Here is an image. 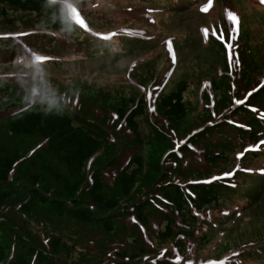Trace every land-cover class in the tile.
<instances>
[{"label":"rangeland","instance_id":"obj_1","mask_svg":"<svg viewBox=\"0 0 264 264\" xmlns=\"http://www.w3.org/2000/svg\"><path fill=\"white\" fill-rule=\"evenodd\" d=\"M247 1L249 5H243L241 0H98V5L89 2L84 5L85 10L81 11V17L91 31L102 34L132 31L142 37L139 38L140 43L125 44L121 40L118 44L123 47L117 45L113 52L107 54L100 53L106 47L89 43L87 46L90 49L98 46V53L77 62L48 61L40 66L27 62V69L16 72L6 70L12 67L0 66V111L24 105L31 98L48 108L59 106L63 111V103L74 104L78 100L79 104L83 103L85 116L91 118L95 117L93 105L101 107L108 117V128L112 127V133L117 134L114 131L117 129L115 123L119 126L121 121H117L115 108L121 101L124 108L128 107L137 93L143 95L147 113L138 117V136L143 138L140 147L143 171L134 184L131 195H122L119 187L113 185V180H108L112 188L108 187L107 194H114L121 203H129L159 181L160 173L153 169V165L158 163L163 172L167 169L165 154L171 148L168 147L170 143H173L172 147L177 145L180 139L196 127L228 111L247 94L250 87L243 94L244 89H240L238 94H234L231 87L227 89L229 84L239 85V71L230 75L228 84L227 80L218 77L226 72L223 65L214 60L218 56V48L225 50V57L234 61L232 54L239 53L249 44L255 50H245L242 73L250 77L253 71L254 83L250 86L258 83L256 77L264 76V3L261 0ZM147 4L156 5L144 7ZM206 7L207 11H204ZM8 10L9 14L0 18V37L31 33L34 47L37 48L45 42L47 35L38 33L45 31V28L39 27L36 30L33 28L34 23H38V26L69 24L63 18L65 15L60 7L47 8L41 13L26 12L17 7H8ZM228 12L238 15V32L234 30ZM58 13H62V17ZM54 33L59 36L65 30L56 29ZM77 33L81 37L84 35L80 31ZM206 40L212 43L204 45ZM7 43V40L1 39L0 47H7ZM229 44L237 46L236 49L229 48ZM86 52L91 53L90 50ZM175 60L178 61L177 64L174 63ZM181 79H186L188 83L183 94L188 112L181 125L168 123L166 127L162 117L157 114L159 95ZM218 82L221 85L214 92ZM223 84L225 91L227 89L231 95L226 103L228 95L220 93L224 90ZM156 88L157 91L152 93ZM208 96V102L202 104L192 115L190 109H195L192 108V103ZM84 119L86 118H76L78 123ZM145 123H155L160 130H165L168 140H163L162 133L148 129ZM115 134H111V142L103 140V147L98 150V155L89 160V173L97 169L103 170L116 150L128 151V147L134 145L135 135L132 132L125 130L122 134L124 139H119ZM147 134L150 138L145 142ZM40 138V135L15 136L9 129V123L0 120V155H12L15 151L23 155L32 147L38 152L35 151L33 156L17 165L14 181L0 183V193L5 188L12 190L10 200H18L31 188L32 172L48 174L44 169L40 170V159H45L48 164L55 160L53 155L43 152L45 146L39 148L43 144L38 143ZM57 166L63 175L68 174L64 164L59 163ZM196 166L200 167L199 171L208 172V175L201 177L203 179L232 181L229 182L234 185L229 188L230 196L223 200L225 207L219 209L213 204L203 207V211L198 212L196 221L188 224L190 228L186 232L166 240H155L151 237V228H147L143 232L144 238L149 243L154 241L155 249L149 252L182 264H205L232 261L242 250H251L260 242L264 243V135L259 144L246 143L236 147L216 164L199 163ZM40 185L56 190L60 181L46 176V180L40 181ZM255 188L258 191L257 197L252 195L250 200L249 195ZM52 203L53 201L49 204L38 203L29 214L28 220L34 223L35 219L43 218L51 233L64 223L70 229L76 225L79 230L98 233V225L63 217L53 209ZM135 245H140L138 238ZM260 253L258 251L255 255ZM146 261L141 256L140 262ZM251 261L252 257L248 258L246 264Z\"/></svg>","mask_w":264,"mask_h":264},{"label":"trees","instance_id":"obj_2","mask_svg":"<svg viewBox=\"0 0 264 264\" xmlns=\"http://www.w3.org/2000/svg\"><path fill=\"white\" fill-rule=\"evenodd\" d=\"M89 2L98 5V0H0V18L9 14L8 7L36 13H41L47 8L60 7L65 15L63 18L69 22L65 26H38V23H34L33 28L36 30L39 27L45 28V31L38 33L47 35L45 42L38 48L34 47L31 33L0 37V40L9 42L7 47H0V66L12 67L6 70L16 72L27 69V62H32L35 66L48 61L77 62L98 53V46L90 49L87 46L89 43L106 47L105 51L100 52L105 54L113 52L117 45L123 47L118 44L121 40L125 44L140 43L139 38L142 37L132 31L117 35L112 38L114 40H105L91 32L89 26L85 28L75 23L66 5L72 3L84 11V5ZM241 3L249 5L247 0H241ZM153 5L156 4H147L144 7ZM58 14L62 17V13ZM56 29H64L65 33L58 36L54 33ZM78 31L84 35L81 37ZM211 43L207 40L204 45ZM247 45L239 53L232 54L234 61L226 58L225 50L221 48L217 49L218 56L214 59L226 70L218 77L227 80V84L230 75L239 71V85L229 84L227 89L231 87L234 94L244 89L243 94L250 87L240 100L244 103L233 104L228 111L196 127L195 129H198H194L188 137L180 139L178 142L181 144L178 143L175 148L172 147L173 143H170L168 147L172 150L167 154V169L163 172L158 163L153 165V169L160 173L159 181L150 185L140 197L129 203H121L114 194H107L108 187L112 188L108 180H113V185L119 187L122 195H131L132 188L143 171V154L140 150L143 138L138 136V117L147 113L143 95L137 93L128 107L124 108L121 101L115 108L117 121H121L119 126L115 123L117 129L114 131L117 134L112 133V127L108 128V117L101 107L93 105L95 117L91 118L85 116L83 103L79 104L78 100L74 101V104L63 103V111L59 106H43L33 98L24 105L0 111V120L9 123V129L15 136L40 135L38 143L43 144L39 148L45 146L43 152L55 158L49 164L45 159H40V170L44 169L48 174L41 171L32 172L31 188L18 200H10L11 189L5 188L0 193V216L5 217H0V227L3 230L0 231V264H182L149 252L155 251L154 241L149 243L143 232L150 227L151 237L155 240H166L186 232L185 230L190 228L188 224L196 221L198 212L203 211V207L215 204L222 208L225 203L223 200L229 196L230 187L226 183L216 182L217 178H201L208 175V172L199 171L200 167L196 165L216 164L236 147L246 143L256 145L261 141L264 135V76L256 77L258 83L250 86L254 83L253 71L250 77L242 73L245 66V50H255ZM236 47L232 46V49ZM87 50L91 53H87ZM31 53L41 54L44 59H35ZM176 57L178 58V55ZM174 63L177 64L178 61L175 60ZM187 85L186 79H181L159 95L157 114L162 117L166 127L168 123H183L188 112L183 95ZM220 85L218 82L214 92L218 91ZM225 88L223 84L224 90L220 93L228 95L226 103L231 95ZM208 98L209 96L194 101L192 108L195 109H190V113L193 115L202 104L208 102ZM76 118L86 119L78 123ZM125 130H130L135 135V143L128 147V153L125 154L123 149L116 150L103 170L97 169L89 173V160L98 155V150L103 147L102 141L111 142V134L124 139L122 134ZM150 130L162 133L163 140H168L165 130L162 131L158 127H152ZM149 138L150 135L147 134L145 142ZM35 151L32 147L23 155L18 151L12 155H0V183L14 181L18 171L17 165L33 156ZM59 163L65 165L68 174L63 175L59 171ZM46 176L60 181L58 189L51 190L50 186L40 185V181L46 180ZM256 190L257 188L249 197H256ZM52 201V207L58 214L86 224L98 225V233L79 230L76 225L70 229L65 223L51 233L47 230L43 218L35 219L34 223L28 220L29 214L38 203L49 204ZM137 238L140 245L136 246ZM258 251L264 252V243L260 242L251 250H242L232 261L205 264H246L251 257L252 261L248 264H264V257L255 255ZM141 256L147 261L140 262Z\"/></svg>","mask_w":264,"mask_h":264},{"label":"snow or ice","instance_id":"obj_3","mask_svg":"<svg viewBox=\"0 0 264 264\" xmlns=\"http://www.w3.org/2000/svg\"><path fill=\"white\" fill-rule=\"evenodd\" d=\"M261 3H264V0H261ZM69 15L71 16V18L78 24L87 27L86 22L82 19L81 14L79 13V11L73 7V5L71 3H68L66 5ZM204 11H207V7L203 9ZM228 18L233 22L234 25V30L235 31H239V27H240V19L238 17L237 14L233 13V12H228ZM205 32H207V30H205ZM97 36L101 37L102 39L108 40L111 39L112 36L116 35V33H110V34H100L97 33ZM229 48L232 47L231 44L228 45ZM38 59H44L41 57H38ZM236 103L238 104H242L244 103V101H236Z\"/></svg>","mask_w":264,"mask_h":264},{"label":"clouds","instance_id":"obj_4","mask_svg":"<svg viewBox=\"0 0 264 264\" xmlns=\"http://www.w3.org/2000/svg\"><path fill=\"white\" fill-rule=\"evenodd\" d=\"M99 3V2H98ZM214 123V122H213ZM213 123H211V124H213ZM145 125H147L148 126V129L149 128H152V127H157V125L155 124V123H145ZM104 127H106L105 125H104ZM200 128V127H199ZM198 129V128H197ZM197 129H195L194 131H196ZM130 131V130H129ZM194 131H192L191 133H189L186 137H188L190 134H192ZM176 146V145H175ZM175 146L173 147V148H175ZM227 184H228V186L229 187H231L232 185H229V182H227ZM229 191H230V189H229ZM231 192V191H230ZM230 196V195H229ZM229 196H228V198H229ZM209 206V205H208ZM207 206V207H208ZM215 207H217V206H215ZM225 207V203H223V205H222V208H219V209H223ZM259 257H263L261 254H260V256Z\"/></svg>","mask_w":264,"mask_h":264}]
</instances>
